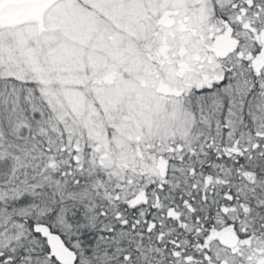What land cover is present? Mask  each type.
Instances as JSON below:
<instances>
[{
  "label": "snow or ice",
  "instance_id": "obj_1",
  "mask_svg": "<svg viewBox=\"0 0 264 264\" xmlns=\"http://www.w3.org/2000/svg\"><path fill=\"white\" fill-rule=\"evenodd\" d=\"M201 7L168 113L107 146L55 107L39 21L0 25V264H264V0Z\"/></svg>",
  "mask_w": 264,
  "mask_h": 264
},
{
  "label": "rangeland",
  "instance_id": "obj_2",
  "mask_svg": "<svg viewBox=\"0 0 264 264\" xmlns=\"http://www.w3.org/2000/svg\"><path fill=\"white\" fill-rule=\"evenodd\" d=\"M187 3L63 0L59 8L46 15L40 59L45 67L55 69L47 79L60 99L59 112L67 110L66 104L74 110L76 122L69 131L79 129L78 121L84 117L88 120L81 127L87 129L84 135L107 146V135L101 132L105 120H118L115 136L129 139L125 136L129 127L137 130L149 119H163L171 105L168 95L177 92L171 81L186 67L176 58L188 52L186 45L198 35L197 29L208 16L203 7L191 17L185 15ZM203 40L201 34L192 47ZM158 47L165 60L160 67L152 59ZM207 47L215 48L214 43ZM262 60L264 63V57ZM105 77L110 78L107 86L90 88L87 80L97 78L102 85L100 79ZM65 87L72 98L66 97ZM67 120L70 123V118Z\"/></svg>",
  "mask_w": 264,
  "mask_h": 264
},
{
  "label": "water",
  "instance_id": "obj_3",
  "mask_svg": "<svg viewBox=\"0 0 264 264\" xmlns=\"http://www.w3.org/2000/svg\"><path fill=\"white\" fill-rule=\"evenodd\" d=\"M45 9L40 0H0V25L15 23L18 19L38 20L36 25L39 32L47 31L45 27ZM236 41L227 35L216 40L215 46L218 51L226 54L235 46ZM226 243H235V236L230 232L223 234Z\"/></svg>",
  "mask_w": 264,
  "mask_h": 264
},
{
  "label": "trees",
  "instance_id": "obj_4",
  "mask_svg": "<svg viewBox=\"0 0 264 264\" xmlns=\"http://www.w3.org/2000/svg\"><path fill=\"white\" fill-rule=\"evenodd\" d=\"M161 53H162L161 47H158L157 50L154 52V54H153V56H152V59L154 60V63H156V64L158 65V67L164 65V61H165L162 57H160ZM100 80H101V82L104 83V84L101 85V84H100V81H99L97 78H91L90 80H87V81L89 82V86H90V88L97 89V88H100V87H102V86H104V85L107 86V85L109 84L110 78H106V77H105V78H101ZM65 88H66V91H65V92H66V97H68V98H72V97H69V96H68V95H69V91H70V90L68 89V87H65ZM175 94H176V93H175ZM172 95H174V94H172ZM172 95L169 94L168 96H171V97H172ZM53 98H54V101L56 102V103H55V107L59 110L60 99H59V97H58L57 95H55V94H53ZM87 100L90 101V97H89V96H87ZM95 108H96V105H95ZM66 109H67V110L64 111V108H63L61 116H63V117L66 116L67 119L70 118L69 127L73 129V124L76 122V121H75V117H74V115H75L74 110H73V108H72L70 105H67V104H66ZM88 111H89V113L91 112V107H90V106H89V108H88ZM87 121H88V120H87ZM87 121L84 119V117H83L82 119H80V120L78 121V122H80V123L78 124L79 129L75 130V132L79 133L80 135L82 134V135L84 136L85 131H87V129H85V128H81V127H83L85 123L87 124ZM117 121H118V120H116L115 118H111L110 120H105L104 123H103L102 131H101L102 134H103V135H107V132H108L109 127H115L116 124H117ZM119 123H120V122H119ZM93 128H94V127H91V130H92ZM123 129H124V127H123ZM128 129H129V131H125V136H129V137H130L129 139H132V138H133V134L139 131V129L134 130V129L131 128V127H129ZM73 131H74V130H73ZM78 131H79V132H78ZM115 137H116V136H115ZM106 139H107V141H108V143H109L108 135H107Z\"/></svg>",
  "mask_w": 264,
  "mask_h": 264
},
{
  "label": "flooded vegetation",
  "instance_id": "obj_5",
  "mask_svg": "<svg viewBox=\"0 0 264 264\" xmlns=\"http://www.w3.org/2000/svg\"><path fill=\"white\" fill-rule=\"evenodd\" d=\"M226 35H228L229 36V34H227V33H225ZM230 37V36H229ZM217 39V38H216ZM216 41V40H215ZM214 44H215V42H214ZM234 48V47H233ZM232 48V49H233ZM215 49V48H214ZM215 51L217 52V54H221V55H223V53L222 52H218L216 49H215ZM258 62H260V63H262L263 62V60H262V57H258Z\"/></svg>",
  "mask_w": 264,
  "mask_h": 264
}]
</instances>
